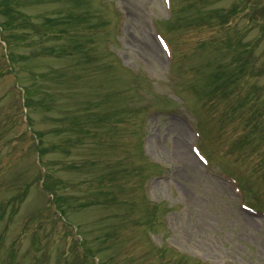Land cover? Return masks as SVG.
<instances>
[{
    "label": "rangeland",
    "instance_id": "1",
    "mask_svg": "<svg viewBox=\"0 0 264 264\" xmlns=\"http://www.w3.org/2000/svg\"><path fill=\"white\" fill-rule=\"evenodd\" d=\"M172 2L167 18L162 0H0V37L64 208L32 182L35 139L0 63V264H264V215L239 206L264 209V0ZM220 70L238 75L221 82Z\"/></svg>",
    "mask_w": 264,
    "mask_h": 264
},
{
    "label": "bare ground",
    "instance_id": "2",
    "mask_svg": "<svg viewBox=\"0 0 264 264\" xmlns=\"http://www.w3.org/2000/svg\"><path fill=\"white\" fill-rule=\"evenodd\" d=\"M150 44V43H149ZM180 128H182L181 126H179ZM177 154L179 159H180V162L183 163L185 166H188L189 165V162H190V155L187 151H184V149H182L181 146H178L177 148ZM192 157V155H191ZM194 159V157H193Z\"/></svg>",
    "mask_w": 264,
    "mask_h": 264
},
{
    "label": "trees",
    "instance_id": "3",
    "mask_svg": "<svg viewBox=\"0 0 264 264\" xmlns=\"http://www.w3.org/2000/svg\"><path fill=\"white\" fill-rule=\"evenodd\" d=\"M47 20V23H51V21L49 19H46ZM220 74L222 75L223 74V71L220 70Z\"/></svg>",
    "mask_w": 264,
    "mask_h": 264
}]
</instances>
